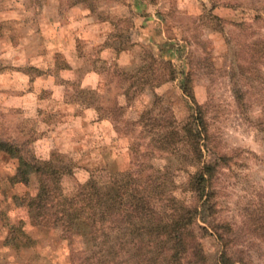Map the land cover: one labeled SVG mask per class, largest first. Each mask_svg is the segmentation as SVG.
<instances>
[{"label": "rangeland", "instance_id": "374dc122", "mask_svg": "<svg viewBox=\"0 0 264 264\" xmlns=\"http://www.w3.org/2000/svg\"><path fill=\"white\" fill-rule=\"evenodd\" d=\"M197 104L198 160L182 128ZM0 142L13 147L0 150V264L136 261L114 228L33 222L37 178L11 182L21 155L65 167V194L90 179L130 192L138 171L178 205L196 203L190 174L218 161L213 218L229 252L264 264V0H0ZM195 233L214 264L220 241Z\"/></svg>", "mask_w": 264, "mask_h": 264}, {"label": "trees", "instance_id": "16d2710c", "mask_svg": "<svg viewBox=\"0 0 264 264\" xmlns=\"http://www.w3.org/2000/svg\"><path fill=\"white\" fill-rule=\"evenodd\" d=\"M189 80L187 76L186 81ZM236 95L239 96L237 92ZM195 111L182 128L198 160L202 156L200 141L207 136V126L199 104ZM0 150L11 152L13 147L0 142ZM218 165V161L200 163L190 174L187 187L194 194V205L174 203L173 195L160 190L161 183L152 178L153 174L142 180L137 178L138 171L130 173L127 181L130 192L118 179L105 184L90 179L65 194L60 182L65 167L23 155L11 182L27 183L32 175L37 178L36 194L26 196L24 203L33 222L57 225L68 232L74 221L82 218L91 222L93 234L100 230L104 235L114 228L118 236L129 240L135 264H205L195 227L203 234H215L220 241L222 251L214 264H251L229 252L231 232L228 235L227 225L213 218L215 211L209 189Z\"/></svg>", "mask_w": 264, "mask_h": 264}]
</instances>
